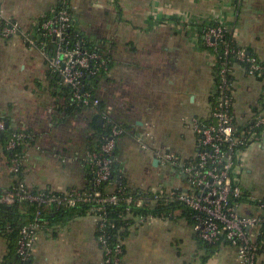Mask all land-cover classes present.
<instances>
[{"label":"crops","instance_id":"0c3cea01","mask_svg":"<svg viewBox=\"0 0 264 264\" xmlns=\"http://www.w3.org/2000/svg\"><path fill=\"white\" fill-rule=\"evenodd\" d=\"M62 0H0V14L34 32ZM85 37L110 60L94 95L101 108L75 104L62 79L41 51L20 38L0 37V116L28 135L20 177L31 188L57 192L84 189L91 172L89 154L100 111L127 131L116 157L132 188L186 189L179 168L163 167L157 153L182 161L196 157L197 143L188 118L206 119L216 91L213 54L199 41V26L220 23L239 46L264 62V0H69ZM232 113L245 129L264 110V79L234 67ZM103 109V110H102ZM102 123L100 124V121ZM143 136L148 146L137 142ZM234 180L255 200L264 199V130L236 157ZM19 179V178H18ZM17 180L0 148V187ZM256 201H242L239 213H258ZM98 230L90 215L52 220L39 232L32 264H102ZM0 234V264L9 254ZM123 264H239L237 249L223 243L208 249L181 209L134 227L124 239Z\"/></svg>","mask_w":264,"mask_h":264},{"label":"built area","instance_id":"2783aa9c","mask_svg":"<svg viewBox=\"0 0 264 264\" xmlns=\"http://www.w3.org/2000/svg\"><path fill=\"white\" fill-rule=\"evenodd\" d=\"M64 7L51 10L52 17L47 18L34 32L25 31L18 22L0 14V37L10 39L18 37L29 48H37L47 61L49 70L62 79V84L71 88L72 101L90 108H101L99 99L85 91V77L99 76L100 70L106 75L110 71L109 58L99 48L98 52H89L83 48V41L70 38L73 16L69 0H63ZM38 24V25H39ZM39 31V33H38ZM225 35L230 38L225 39ZM203 45L217 60H222L220 70L215 79L216 91L212 96L211 114L206 119L188 118L196 137L197 154L188 162L182 161L173 153H157L163 167L179 168L186 179V189H165L162 187H141L122 199L121 190L116 193H102L98 188L111 176L112 164L115 161V149L118 140L126 134L124 127L119 126L106 111H100L103 122L110 126V135L103 139L97 150L90 151V171L94 175L93 191L69 189L62 192L41 189L34 192L26 183L20 182L12 190L0 187V202L14 204L26 201L37 205L32 221L25 225L19 234L17 255L24 264H32L39 232L49 225L47 213L58 208H77L88 205L98 230V242L103 252L102 264H123L124 239L116 238L109 242L106 232L107 223L116 228L108 219L109 209L117 206L121 200L128 205L119 220L130 221L118 228L123 234L134 227L151 223L164 216L152 213L137 212L148 204H182L192 212L193 228L199 239L208 244L226 243L237 249L239 264H264V244L258 241L264 225V199L255 200L244 192L234 180L233 172L236 157L241 150L255 143L264 130V110L256 113L248 127L239 131L232 113L234 92V67L246 65L248 75L264 79V62L251 55L247 49L239 46L233 33L220 23L210 26L203 32ZM49 39L54 52L47 50L44 39ZM223 53L218 55L219 48ZM233 59L237 63H232ZM232 64H234L232 66ZM6 123L0 121V133ZM28 135L24 131H16L7 143V150L16 151ZM137 142L143 150L148 146L143 136H137ZM24 154L15 153L11 159V172L21 173ZM234 199L256 201L258 213L243 215L239 213Z\"/></svg>","mask_w":264,"mask_h":264},{"label":"trees","instance_id":"16d2710c","mask_svg":"<svg viewBox=\"0 0 264 264\" xmlns=\"http://www.w3.org/2000/svg\"><path fill=\"white\" fill-rule=\"evenodd\" d=\"M64 1L62 0L58 6L55 7L57 11L62 9L64 7ZM71 14L73 16V11L71 10ZM52 13H48L44 18L40 20V24L44 22L47 18L52 17ZM40 24L38 26H40ZM216 23H203L202 25L199 26V41L203 45V32L207 30L210 26H214ZM37 26L36 30L39 29ZM39 33V31H38ZM70 38L74 40L75 42L78 40H82L83 42V48L85 50H88L89 52H98L99 48L96 46L95 43L89 41L83 32L78 28L74 18L72 21V27L70 29ZM225 39L230 38V35H225ZM46 45H47V50L50 52H54V46H51V43L49 42V39H44ZM53 47V48H52ZM204 49H206L204 47ZM207 50V49H206ZM223 53V47L219 48L218 55L221 56ZM255 56L254 54H251ZM221 62L222 60H217L214 64V71H215V78L220 70L221 67ZM232 63H237L236 60L233 59ZM234 64H232L233 66ZM243 68H246V65L242 64L241 65ZM111 67L110 61H109V69ZM100 74L99 76H86L85 77V91L90 92L94 96V87L96 82L104 77L106 75L104 70L99 71ZM56 77L58 76L57 74ZM219 79H216V82H218ZM66 92L68 94V97L70 100H72L71 96V88L68 86H65ZM78 105V104H77ZM103 110V109H102ZM112 120V118H111ZM0 121H4L6 123V126L4 130L0 133V148L4 150V152L7 154L9 161H10V166H11V159L14 157L15 153L18 154H24L23 149L24 145L28 142L29 138H26L23 140L21 145L16 149V151H9L7 150V143L12 136V134L16 131H24L26 134L27 132L20 127H18L12 119L9 117H4L0 116ZM114 121V120H113ZM116 123V122H115ZM118 124V123H116ZM119 126H122L118 124ZM95 129L97 130L96 133V140L94 141V145L91 151L97 150L98 147L102 144L103 139L107 136L110 135V126L107 124H103L102 126H98V123L94 122ZM123 127V126H122ZM239 131L243 130L238 128ZM117 148V146H116ZM90 165V164H89ZM91 172V171H90ZM14 176H17V180L14 181L13 185L9 188H3L5 190H12L15 186L19 185L20 182H23L22 178L20 177L21 173H13ZM19 178V179H18ZM93 179L94 175L91 173V181L89 183V186L82 189L86 191H93L96 189V187L93 185ZM2 188V187H1ZM34 192H38L41 189H36L32 188ZM99 191L102 193H107V192H117L118 190H121V196L122 199L126 198L131 194V192L135 191V188H132L128 185L126 179L124 178L122 174V166L120 162L117 160L116 157V149H115V161L112 164L111 168V176L107 182H104L99 188ZM49 189L44 190V192H48ZM2 197V193L0 194ZM233 202H236L239 204L242 202L240 199H234ZM126 208H129L128 205L124 202V200H121L117 206H112L109 209V214H108V219L114 222L116 225V228L112 229L110 228L109 224L107 223L106 226V232L109 235V242L111 244H114L116 242L117 237H121L122 239H125V237L128 236L129 231L125 232L123 234H120L118 232V228L122 225H125L126 223L130 224V221H122L119 220V215L124 214L126 211ZM132 208L137 211V212H146V213H152L155 216H167L172 214L175 210L181 209L183 213H186L191 222L193 223L192 219V212L187 208L186 206L182 204H168V205H162V204H148L145 203L143 208H136L135 206H132ZM37 210V205L34 203L26 202V201H21V202H15L14 204H6L4 202H0V234L3 235L6 239H8L10 247H9V254L6 257L4 264H24L20 257L17 255L16 247H17V242L19 239V234L20 230L27 224H29L32 219L34 218V215ZM91 209L90 206L88 205H79L77 208H58L55 209L53 212H49L47 214L48 220L51 222L52 220H55L57 218H69L72 216H84V215H91ZM93 214V213H92ZM258 241L262 244H264V225L261 228L260 236L258 237ZM202 243L208 248H213L217 247L218 245H221L223 243H218V244H208L202 241ZM31 264V263H30Z\"/></svg>","mask_w":264,"mask_h":264},{"label":"water","instance_id":"95a60500","mask_svg":"<svg viewBox=\"0 0 264 264\" xmlns=\"http://www.w3.org/2000/svg\"><path fill=\"white\" fill-rule=\"evenodd\" d=\"M102 123V120L100 121V124Z\"/></svg>","mask_w":264,"mask_h":264}]
</instances>
